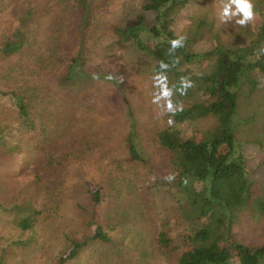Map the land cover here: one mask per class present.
Here are the masks:
<instances>
[{"label": "rangeland", "instance_id": "rangeland-1", "mask_svg": "<svg viewBox=\"0 0 264 264\" xmlns=\"http://www.w3.org/2000/svg\"><path fill=\"white\" fill-rule=\"evenodd\" d=\"M43 1L42 12L27 31L28 45L17 57L0 65V82L11 70L21 89L39 87L42 94L35 111L44 117L35 134L24 133L14 139L20 148L17 153L0 159V203L8 206L22 190L33 191L35 178L41 189L34 207L41 213L33 228L23 231L0 210V254L5 264H61L60 257L68 247L65 235H90L97 222L110 233L112 243L93 247L62 264H158L154 251L157 221L143 185L150 178L165 179L171 174L170 159L154 142L156 133L170 124L167 112L152 103L153 61L130 46L113 44L111 30L132 24L145 0L88 1L90 13L81 33L83 61L87 71L110 73L119 87L95 81L80 89H62L56 84L77 45L82 16L72 0H48L47 4V0H35L39 4ZM251 2L255 19L244 27L235 23L238 17L220 21V0H195L174 15L172 29L177 37H186L184 44L192 53H204L216 45L231 49L246 46L259 31L264 8V0ZM21 5V0H0V38L15 29V13ZM145 14L148 24L153 15ZM255 79L257 89L240 99L234 117L235 153L242 156L256 194L262 195L264 73H256ZM9 81L5 76L2 84L9 85ZM43 93L49 96L46 110ZM128 111L132 114L129 119ZM14 115L9 104L0 100V120L15 126ZM130 119L134 120L147 164L133 162L124 150ZM214 126V119L206 118L175 127L184 138L199 140L201 133ZM97 186L103 195L99 208L87 195ZM93 213L96 217L91 221ZM52 215L56 217L49 219ZM233 236L244 245L261 246L264 218L253 212L241 214Z\"/></svg>", "mask_w": 264, "mask_h": 264}, {"label": "trees", "instance_id": "trees-1", "mask_svg": "<svg viewBox=\"0 0 264 264\" xmlns=\"http://www.w3.org/2000/svg\"><path fill=\"white\" fill-rule=\"evenodd\" d=\"M21 1V9L15 13V29L0 38V65L17 57L28 45L27 31L42 12L40 6L45 4V1L40 4L35 0ZM88 1L72 0L82 22L78 24L77 45L69 57L70 62L56 85L62 89H80L98 81L118 88L110 73L87 71L83 61L84 37L81 33L90 13ZM192 1L195 0H145L141 13L132 24L111 29L113 44L130 46L149 57L154 63V74L161 71L160 61L168 63L165 74L169 87L179 88L181 77H188L193 83L185 95L173 89L172 99L182 105V110L174 115L167 113L173 125L160 129L154 137L155 145L170 159L169 172L175 179L169 182L150 178L143 185L157 221L155 256L158 264H264V244L247 246L233 236L241 214L253 212L264 218V193L256 194L257 189L246 174L242 156H236L234 130L240 99L254 94L258 86L255 74L264 73V8L259 31L246 46L231 49L216 45L210 51L192 53L184 44L170 55L169 41L177 38L172 29L174 15ZM148 12L153 19L146 24L145 13ZM176 60L178 63L174 64ZM94 75L98 78L94 79ZM109 75L113 77L111 80L106 79ZM5 76L12 80L9 85L8 82L2 84ZM12 76L11 70H7L0 82V100L9 104L16 120L15 126L0 120V159L20 149L14 139L24 133L35 134L38 126H43L42 113L35 111L42 91L38 86L21 89ZM48 97L43 93L44 110L49 109ZM131 116L128 111V119ZM206 118L214 119L215 126L201 133L199 140L184 138L175 127ZM129 121L123 140L124 150L133 162L147 164L134 120ZM150 174H153L152 169ZM144 176L146 180L148 174ZM32 183L33 191L22 190L11 198L8 206L0 203L1 212L12 218L11 224L23 231L33 228L37 214L41 213L34 207L40 186L35 178ZM87 195L99 208L103 196L101 187L88 190ZM96 213L90 216L91 221ZM55 217L52 215L49 219ZM65 240L68 247L60 257L61 264L75 260L93 247L111 244L113 239L105 227L96 222L92 234L82 238L65 235ZM0 264H5L1 254Z\"/></svg>", "mask_w": 264, "mask_h": 264}, {"label": "clouds", "instance_id": "clouds-1", "mask_svg": "<svg viewBox=\"0 0 264 264\" xmlns=\"http://www.w3.org/2000/svg\"><path fill=\"white\" fill-rule=\"evenodd\" d=\"M218 17L222 23L232 21L234 18L238 17V19H235V23L244 27L255 19L254 5L251 0H228L227 3L220 0ZM185 39V36H178L177 38L170 40L169 54L171 55L177 48L183 47ZM173 63H178V60ZM159 69L161 71L157 72L152 77L153 88L155 89L152 93V103L160 106L165 112L174 115L177 111L182 110V105L173 101V89L175 88L180 95H185L187 90L193 87V83L188 77H181L179 88H176L175 85L173 87H169L168 77L165 74L169 69V64L164 61H160ZM93 78L97 79L98 77L94 75ZM112 78L113 77L111 75L106 77L108 80H111ZM122 79L123 78L121 77L120 80L122 81ZM161 100L164 101L162 105L159 103ZM168 123L171 125L173 121L169 119ZM165 179L171 182L175 179V176L170 174L166 176Z\"/></svg>", "mask_w": 264, "mask_h": 264}]
</instances>
